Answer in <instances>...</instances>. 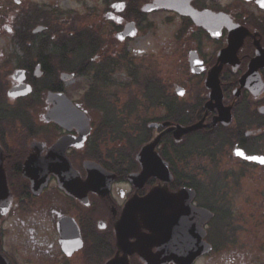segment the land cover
<instances>
[{"label":"flooded vegetation","instance_id":"af4514ba","mask_svg":"<svg viewBox=\"0 0 264 264\" xmlns=\"http://www.w3.org/2000/svg\"><path fill=\"white\" fill-rule=\"evenodd\" d=\"M157 1L102 0V6L78 16L88 22L69 33V39L76 40L73 45H63L61 39L52 40L49 47L44 35L62 31L60 25H47L63 21L59 6L22 7L19 0L6 9L0 6V29L8 31L14 43L23 38L27 44L0 58V155L9 188L6 200L0 201V264H110L117 258L145 264L136 239L130 238L125 248L120 247L118 225L127 205L155 188L169 193L193 189L195 206L203 207L200 186L190 175L192 164L200 162L197 150L193 152L190 146L192 137L231 135L229 155L223 154L217 162L221 195L229 178L238 190L245 179L255 177L254 172L264 171V164L233 154L238 149L247 157L264 159V0H169L175 9L145 13L144 8ZM11 17L16 18L14 25ZM129 25H134V37L119 39ZM6 31L0 30V35ZM216 70L222 105L231 109V123L209 126L178 140L169 129L204 120L211 125L218 117L219 109L207 108L211 103L207 81ZM20 72L22 82L17 76ZM128 78L130 83H126ZM82 79L87 80L84 87L72 84L68 88L69 82ZM23 86L30 88L28 95H11ZM59 95H65L90 120L82 146L78 145L79 127L68 130L48 120L57 103L54 97L63 101ZM130 101L136 102L137 114L145 121L142 143L126 161L113 152L118 144L111 143L98 124L104 109L122 110ZM16 118L24 123L15 126ZM167 123L170 126L165 128ZM66 137L75 143L68 147L66 159L82 182L88 179V162L115 175L108 195L85 189L70 195L60 188L55 175H50L42 192H33L23 167L36 154L34 147L39 146L40 157L45 158ZM158 138L156 151L168 165L171 181L150 178L141 187L132 184L129 177L143 171L139 152ZM224 158L237 162L238 169L224 171ZM202 173V169L197 171L195 178ZM235 213L239 227L242 218ZM64 225L75 230L74 234L64 233L65 244L60 230ZM233 243L238 247L240 240ZM152 252L161 255L158 247Z\"/></svg>","mask_w":264,"mask_h":264},{"label":"water","instance_id":"95a60500","mask_svg":"<svg viewBox=\"0 0 264 264\" xmlns=\"http://www.w3.org/2000/svg\"><path fill=\"white\" fill-rule=\"evenodd\" d=\"M156 8L175 9L169 5V0H158L156 4L146 6L144 11L145 13H151ZM177 11L187 14V12L180 9ZM193 16L195 15L193 14ZM133 26L129 25L125 32L119 36V39L124 40L127 37H134ZM17 76L22 82V73L20 72ZM64 77L65 79L73 78V76ZM218 77L219 70H216L207 81V88L211 90V103L207 106L208 111L219 109L218 117L211 124L215 127L218 124L227 126L232 121L231 109L224 108L222 105L223 96ZM29 93L30 88L27 86L11 91V95L15 97L26 96ZM59 96L63 98V101H59V97H54L57 103L50 111L48 120L68 130L74 126L79 127L81 138L78 140V145L82 146L85 137L90 132L89 121L86 115L79 111L65 95ZM64 116L71 120L69 122L65 121ZM204 122L205 120L189 128L179 126L177 129H171L170 131H174L176 138L179 140L189 133L205 128ZM164 127H169V124H165ZM159 143L160 138L142 150L138 159L142 164L143 171L141 174H134L129 177L132 184L141 187L150 178L171 181L168 165L156 153ZM74 145V140L66 137L57 143L45 158L40 157L39 146L34 147L36 154L28 158L23 167V175L30 180L33 192H42L49 183L50 175H55L58 178L60 188L70 195L84 189L87 192L94 191L103 195L110 193L115 175L105 171L95 163L88 162L86 164L88 173L86 182H82L78 178V173L73 169L65 155L68 147ZM235 154L243 159L264 164L262 157H247L238 149L235 150ZM8 192L0 155V201L6 200ZM195 197L196 193L191 189H183L177 194H170L164 189L156 188L145 198L132 200L124 210L122 220L118 225L117 236L120 247L125 248V243L130 238H134L137 240V247L145 264H169L170 262L174 264H195L200 257L212 251L211 245L205 241L207 233L204 227L214 217L208 210L196 208L192 205ZM4 207L5 205L3 209ZM66 224L69 225L68 222ZM60 230L62 236L65 232L73 234L75 232V230H67L66 225ZM67 239L64 236V244L68 243ZM155 247H158L161 255L157 256L158 253L155 255L152 252ZM110 264H129V262L126 258H117Z\"/></svg>","mask_w":264,"mask_h":264},{"label":"rangeland","instance_id":"374dc122","mask_svg":"<svg viewBox=\"0 0 264 264\" xmlns=\"http://www.w3.org/2000/svg\"><path fill=\"white\" fill-rule=\"evenodd\" d=\"M16 0H2L0 6H4L6 9L8 6H12ZM22 1V7H26L28 4H37L39 6H59L61 10L66 13H69L72 16L85 15L91 10L94 6H102V0H19ZM4 9V10H5ZM101 9V7H99ZM17 14L19 12L16 11ZM74 18L73 20L68 21L66 26L60 25L58 22H47L48 26H61L62 31L58 34L53 30L49 34L60 35L62 37L51 38L49 34L44 35L46 39V46L49 47V42L52 40H61L65 38V34L70 33L73 30H76V24L86 26L85 22L87 20ZM16 19V18H15ZM14 17H11V22L15 24ZM2 32L5 29H0ZM8 30V29H7ZM71 30V31H70ZM1 32V33H2ZM26 41V39H24ZM18 42H13L10 38V33L8 31L5 34L0 35V58L11 52H18ZM136 45L133 44V47ZM52 55H56L55 53ZM56 63V60H53ZM122 76H119L121 79ZM126 83H130V78L126 80ZM68 88L72 86H77L87 84L86 79L76 81V83L69 82ZM84 87V86H83ZM134 89V88H133ZM136 101V100H135ZM137 118V122H138ZM98 123V118H95V124ZM133 125H136V121H133ZM222 160V159H220ZM222 167L224 171H232V168L235 170L238 169L237 162L230 158H224L222 161ZM217 164V163H216ZM220 168V167H219ZM219 168L218 165H208L203 162H194L190 171L192 179L194 178V183L204 186L206 188L210 187V184L214 182L217 184L219 180ZM200 169L203 170L204 176H198L195 178L197 171ZM207 170V171H206ZM255 177H250L245 179L242 182L240 189H235L233 186L232 180L229 178L227 183H224V192L221 195L220 192L215 193V197L210 200L212 206L216 207L218 212L230 209L229 214L230 218H236L235 210L240 213L244 218L240 226L243 228V231L239 234L240 239V248L234 250H228V252H223L219 255H209L200 259L196 264H264V171L254 172ZM225 182V181H224ZM240 191V192H239ZM238 193V195H237Z\"/></svg>","mask_w":264,"mask_h":264},{"label":"trees","instance_id":"16d2710c","mask_svg":"<svg viewBox=\"0 0 264 264\" xmlns=\"http://www.w3.org/2000/svg\"><path fill=\"white\" fill-rule=\"evenodd\" d=\"M67 22L64 20L63 26H66ZM71 31V30H70ZM20 47H24L27 44L23 41V38H16ZM71 41H76L74 39L69 40L67 43L66 37L64 39V45H73ZM68 66L67 68H71ZM129 68V67H128ZM137 118L139 119L137 122ZM15 126H18V122L21 124L24 123V120L16 118ZM98 128L101 132L107 134V137H110V142L113 144H118L116 147H112L113 152L118 153L120 158L129 159V155L135 153L140 147L142 141L141 137L143 134V120L137 114V106L135 101L128 102L126 108L123 107L122 110H116L113 107L110 109H104V115L99 120ZM133 121H136V125H133ZM231 142V135L227 133H214L208 135L201 141L198 140L196 143L192 141V150H199V157L205 159L211 165H218L219 157L221 158L223 154L229 153L227 145ZM198 145V146H196ZM217 163V164H216ZM132 168V166H131ZM218 184L212 182L210 187L203 194V200L201 201L206 205L207 208L217 210L216 207L212 206L210 199L215 197L217 192ZM199 190H201L199 188ZM209 203V204H208ZM230 212V209H227ZM224 224L223 229L222 225L219 223L218 219L212 224L211 231L209 233V241L214 245V254H217L221 251L232 250L234 249L235 243L232 242L233 239H236V231L233 227L232 218L229 214L224 215ZM222 229V230H221Z\"/></svg>","mask_w":264,"mask_h":264}]
</instances>
